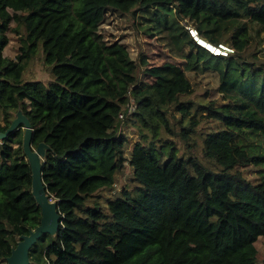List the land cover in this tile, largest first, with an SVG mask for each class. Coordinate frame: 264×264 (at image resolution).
I'll use <instances>...</instances> for the list:
<instances>
[{
  "label": "trees",
  "instance_id": "obj_1",
  "mask_svg": "<svg viewBox=\"0 0 264 264\" xmlns=\"http://www.w3.org/2000/svg\"><path fill=\"white\" fill-rule=\"evenodd\" d=\"M230 2L221 14L208 0H0V131L21 109L33 146L49 145L43 180L62 219L55 235L45 233L31 247V264H257L264 152L251 138L264 135V0ZM113 13L135 16L184 63L152 65L145 54L138 60L103 31ZM180 19L234 51L214 54ZM12 34L22 41L14 57L5 53ZM39 48L54 76L49 84L24 77ZM207 69L218 73L223 101L184 99L195 89L187 70ZM206 111L227 125L202 140L210 165L193 152ZM127 122L139 130L129 158ZM24 133L20 125L0 139V264L42 216ZM127 160L134 184L101 203ZM249 166L255 178L245 172Z\"/></svg>",
  "mask_w": 264,
  "mask_h": 264
},
{
  "label": "rangeland",
  "instance_id": "obj_2",
  "mask_svg": "<svg viewBox=\"0 0 264 264\" xmlns=\"http://www.w3.org/2000/svg\"><path fill=\"white\" fill-rule=\"evenodd\" d=\"M208 5L215 9L221 14H227L232 9L230 0H208ZM171 20L174 21L173 13H171ZM184 24H192V21L188 19H180ZM136 17L132 14H111L110 21L104 24L103 31L109 38H119L126 42L131 50L134 57L140 60L141 55H146L149 63L162 64L165 61L175 62L177 64H183L184 60L173 56L169 48L158 38V35H151L145 32L142 26H137ZM11 41L7 46L5 53L8 56H16L20 52V46L22 41L17 34L11 35ZM43 51L39 48L38 52L34 55L29 56L27 60V67L25 70V79H41L45 84L54 79L53 74L49 69V64L44 62ZM259 56L264 59V51L259 52ZM189 77L194 81V91L189 95H185L183 98L192 100L195 104L206 103L209 100H216L217 103L222 102L220 94L217 92V85L219 83V75L216 71L207 69L203 72L194 74L192 71L187 70ZM140 78L149 79L144 71L141 70ZM134 99V98H133ZM195 108V106H194ZM181 117V114L176 112ZM2 121V120H0ZM179 129V127H177ZM197 132L193 134L196 138L197 144L193 149V152L199 157V159L207 165H210L203 154L202 140L208 131H216L227 128V125L223 119L218 117L216 114H212L208 111L203 112L199 115V123L197 125ZM123 131L130 137V141L125 144V155L127 158L130 157L131 146L133 142L139 139V130L137 126L131 123L123 124ZM179 146L181 152L186 150L184 140L180 137H173ZM252 143L259 145V148L264 152V135L259 134L251 138ZM247 175L251 178L256 177V168L249 166L244 168ZM133 167L129 161H126L125 167L119 171L116 175V183L112 189H105L101 191L104 195L100 202L106 204L105 197H112L120 194V191L125 186H132L134 182ZM257 247L259 251V258L257 264H264V236H261L257 241Z\"/></svg>",
  "mask_w": 264,
  "mask_h": 264
},
{
  "label": "water",
  "instance_id": "obj_3",
  "mask_svg": "<svg viewBox=\"0 0 264 264\" xmlns=\"http://www.w3.org/2000/svg\"><path fill=\"white\" fill-rule=\"evenodd\" d=\"M24 125L23 150L29 161L32 172V193L41 207L40 223L27 234L20 235L17 244L7 257L6 264H31L30 249L34 243L45 233L55 235L62 222L59 203L49 194L43 180V163L49 149L45 142L37 147L32 144L33 127L29 118L20 109L6 131H0V139L5 138L11 131Z\"/></svg>",
  "mask_w": 264,
  "mask_h": 264
},
{
  "label": "built area",
  "instance_id": "obj_4",
  "mask_svg": "<svg viewBox=\"0 0 264 264\" xmlns=\"http://www.w3.org/2000/svg\"><path fill=\"white\" fill-rule=\"evenodd\" d=\"M185 27L188 29L189 33L196 40L197 43L204 44V43H202L200 41V38H199L200 34H199L197 28L194 25L189 24V23H186L185 24ZM204 45H206L208 48H211V50L213 52H215V54L229 55L231 52L234 51V49L230 45L225 44V43H219L217 45L210 44V46H208V44H204ZM129 92H130V90H129ZM135 107H136L135 101H134L133 97L130 96L129 111L133 110ZM120 117L123 118L124 117V114L121 113L120 114Z\"/></svg>",
  "mask_w": 264,
  "mask_h": 264
},
{
  "label": "bare ground",
  "instance_id": "obj_5",
  "mask_svg": "<svg viewBox=\"0 0 264 264\" xmlns=\"http://www.w3.org/2000/svg\"><path fill=\"white\" fill-rule=\"evenodd\" d=\"M199 38H200V41L202 42V43H204V44H208V46H210V44H212V43H210V42H208L205 38H203V37H200L199 36Z\"/></svg>",
  "mask_w": 264,
  "mask_h": 264
},
{
  "label": "clouds",
  "instance_id": "obj_6",
  "mask_svg": "<svg viewBox=\"0 0 264 264\" xmlns=\"http://www.w3.org/2000/svg\"><path fill=\"white\" fill-rule=\"evenodd\" d=\"M200 45L204 46L205 48H207L208 50H210L211 52H213V51L211 50V48H208L206 45L201 44V43H200ZM213 53L215 54V52H213Z\"/></svg>",
  "mask_w": 264,
  "mask_h": 264
}]
</instances>
